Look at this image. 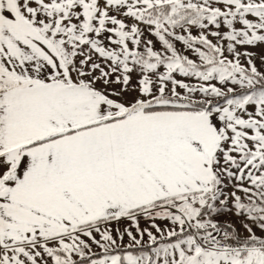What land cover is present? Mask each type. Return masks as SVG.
<instances>
[{"label": "snow or ice", "instance_id": "obj_1", "mask_svg": "<svg viewBox=\"0 0 264 264\" xmlns=\"http://www.w3.org/2000/svg\"><path fill=\"white\" fill-rule=\"evenodd\" d=\"M0 264H264V0H0Z\"/></svg>", "mask_w": 264, "mask_h": 264}]
</instances>
